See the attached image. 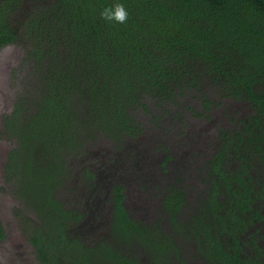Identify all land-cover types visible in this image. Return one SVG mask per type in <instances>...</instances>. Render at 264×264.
Returning <instances> with one entry per match:
<instances>
[{"label": "trees", "instance_id": "1", "mask_svg": "<svg viewBox=\"0 0 264 264\" xmlns=\"http://www.w3.org/2000/svg\"><path fill=\"white\" fill-rule=\"evenodd\" d=\"M117 3L125 23L100 15ZM11 43L30 77L0 115L15 141L5 178L40 264H264V0H0V49ZM143 114L164 132L185 133L189 115L218 129L192 153L194 183L135 170V218L98 167L101 151L110 173L121 155L139 165Z\"/></svg>", "mask_w": 264, "mask_h": 264}, {"label": "rangeland", "instance_id": "2", "mask_svg": "<svg viewBox=\"0 0 264 264\" xmlns=\"http://www.w3.org/2000/svg\"><path fill=\"white\" fill-rule=\"evenodd\" d=\"M29 77V65L24 62L21 46L17 43H11L2 47L0 49V115L10 114L13 111L18 97L22 95L25 88L29 87L27 82ZM188 118L190 126L182 134V129L176 126L164 132L163 128L155 127L143 114V120L147 122V134L153 138L150 140L148 137L145 138L146 143L139 147L137 155V160L140 157L139 165L138 161L132 164L127 156L121 155L119 157V169L110 173L107 170L111 164L108 156L103 151L100 152V159L103 164L98 167L102 172L99 179L105 181L107 185L119 179L127 186L126 205L130 207L128 209L133 217L137 218L138 216V210L132 209L136 205L135 202L143 201L139 205L141 210L146 206L144 203L145 193L140 190L138 182L140 180L135 174V170L138 171V168L144 171V174L151 175L152 181L165 187L166 184H173L176 178L183 176H187L186 179L192 183L197 181L196 171L193 170L197 162L192 153L205 148V144L202 142H206L209 137L213 140L217 135L218 127L212 123V119H196L191 115ZM222 124L224 126L223 121ZM148 140H152L153 144L154 141H164L169 149L153 152L151 146L148 145ZM14 146L15 141L11 138L4 136L0 139V222L6 233V237L0 241V264H40L34 247L24 232L22 217L17 211L20 209V201L5 178V163L11 148ZM168 154L172 155L173 159L168 162L167 171L163 172L161 162L166 159ZM78 185L80 187V184ZM196 193L195 191V193L190 194L189 199L191 200ZM151 194L146 203L152 201V206H155L157 198L156 195ZM96 201L97 209L104 211L105 208L101 207L102 200L96 197ZM131 202H134V205ZM151 213L152 209L150 208L149 214Z\"/></svg>", "mask_w": 264, "mask_h": 264}, {"label": "clouds", "instance_id": "3", "mask_svg": "<svg viewBox=\"0 0 264 264\" xmlns=\"http://www.w3.org/2000/svg\"><path fill=\"white\" fill-rule=\"evenodd\" d=\"M101 17L107 21H116L117 23H125L128 18V12L123 4L117 3L112 6L105 7L101 13Z\"/></svg>", "mask_w": 264, "mask_h": 264}, {"label": "flooded vegetation", "instance_id": "4", "mask_svg": "<svg viewBox=\"0 0 264 264\" xmlns=\"http://www.w3.org/2000/svg\"><path fill=\"white\" fill-rule=\"evenodd\" d=\"M226 124H227V125H228V124H230L229 120H228V121H226Z\"/></svg>", "mask_w": 264, "mask_h": 264}, {"label": "water", "instance_id": "5", "mask_svg": "<svg viewBox=\"0 0 264 264\" xmlns=\"http://www.w3.org/2000/svg\"><path fill=\"white\" fill-rule=\"evenodd\" d=\"M136 206H138L140 203L135 202Z\"/></svg>", "mask_w": 264, "mask_h": 264}]
</instances>
